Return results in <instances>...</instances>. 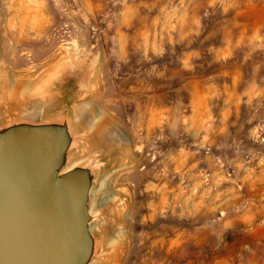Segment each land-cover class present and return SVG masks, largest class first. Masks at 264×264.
I'll use <instances>...</instances> for the list:
<instances>
[{
    "label": "rangeland",
    "instance_id": "obj_1",
    "mask_svg": "<svg viewBox=\"0 0 264 264\" xmlns=\"http://www.w3.org/2000/svg\"><path fill=\"white\" fill-rule=\"evenodd\" d=\"M64 69L126 143L114 264H264V0H0V88Z\"/></svg>",
    "mask_w": 264,
    "mask_h": 264
},
{
    "label": "water",
    "instance_id": "obj_2",
    "mask_svg": "<svg viewBox=\"0 0 264 264\" xmlns=\"http://www.w3.org/2000/svg\"><path fill=\"white\" fill-rule=\"evenodd\" d=\"M40 87L0 88V264H114L122 208L104 179L126 143L82 101L80 70Z\"/></svg>",
    "mask_w": 264,
    "mask_h": 264
},
{
    "label": "bare ground",
    "instance_id": "obj_3",
    "mask_svg": "<svg viewBox=\"0 0 264 264\" xmlns=\"http://www.w3.org/2000/svg\"><path fill=\"white\" fill-rule=\"evenodd\" d=\"M27 99V98H26Z\"/></svg>",
    "mask_w": 264,
    "mask_h": 264
}]
</instances>
